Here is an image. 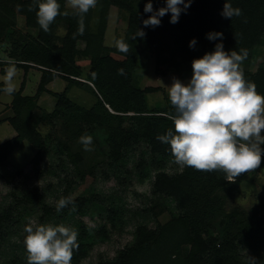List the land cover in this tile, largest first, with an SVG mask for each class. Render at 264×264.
<instances>
[{
	"label": "trees",
	"instance_id": "obj_1",
	"mask_svg": "<svg viewBox=\"0 0 264 264\" xmlns=\"http://www.w3.org/2000/svg\"><path fill=\"white\" fill-rule=\"evenodd\" d=\"M146 2L147 0H98L97 5L83 16L81 33V18L75 10L66 7V0H59V3L61 13L67 12L68 15H58L48 32H44L37 23L33 0H0V43L8 29L18 27V17L23 18L25 29L33 32L18 37L19 40L25 39V44L20 46L18 40V43H13L11 57L15 62L6 64L24 72L33 68L41 72L36 94L33 97L22 96V84L12 94L13 116L0 120V124L7 123L15 132L12 139L0 144V167L22 142H27L36 149L32 162L38 164L45 152L39 126L47 124L55 127L56 123L64 130L63 144L67 159L81 181L93 174L96 164L83 168L82 154L73 151L70 144L95 128L102 129L106 135L107 158L111 165L123 161L126 150L142 142L148 145L151 155L168 157L172 155L169 145L161 143L157 136L173 128L170 114L175 109L169 98H165L163 107L148 109L146 95L156 93L159 89H141L132 84L138 47L150 53L154 50L164 53L168 49L181 62L191 65L193 59L213 51L214 45L221 42L209 41L206 34L220 32L223 34L222 43L226 52L247 50L248 56L243 61L245 63L250 58L251 50L264 38V0H226L233 7L242 10L241 16L231 19L221 15L225 0H191L186 13L180 15L177 23H170V14H166L161 18L160 26L154 29L144 28L142 24V20L150 15L143 12ZM163 4L164 0H153L154 9ZM111 8L118 9L127 17L122 37L128 44L127 52L120 47L109 49L104 46ZM60 28L63 29L62 35L59 34ZM141 28L146 35L143 38L135 37L137 29ZM193 38L197 40V44L194 48H189V41ZM79 40L85 42L83 52L76 48ZM106 51H112L124 60L117 61L104 55ZM81 55L90 60V70L84 81L79 80L81 70L75 64ZM161 63L162 61H158V65ZM120 69H123V74L119 73ZM243 71L246 80L254 82L257 92L264 95V69L259 68L254 73ZM57 79L67 83L60 94L51 92L48 88ZM2 87L0 84V88ZM79 87H86L95 98V104L89 109L74 103L68 97L71 88ZM43 93L51 94L56 99V104L51 113L36 116L32 113L35 101ZM262 159L264 160V156ZM140 166L143 164L139 163L137 168ZM243 181H250L248 172L233 177L222 169L201 171L186 165L174 175L156 173L152 183L153 199L148 211L158 219L166 212L163 202L172 199L179 210L178 215L170 217L164 223L158 222L155 229L137 227L131 246L120 251L114 260L99 261L98 264H250L249 259L239 255V245L242 242H246L248 248L258 251L252 258L256 260V264H263L264 222L260 214L253 217L243 214L239 209L227 213L224 211L227 197H223L221 193H232ZM72 184H67L62 197H69ZM132 193L139 196L141 191L134 188ZM104 201L99 196H93L89 199H76L74 202L81 211L86 204ZM39 203L41 204L40 195L36 189L16 201V205L23 206ZM72 206L73 204L60 212H65ZM12 210L13 207H9L0 213V237L3 236V225L9 220ZM41 210L44 218L57 212L56 207L43 204ZM113 210L108 211L110 217L115 214ZM215 223L221 226L222 234L210 236L208 231ZM104 231L102 227L100 232ZM83 248L79 243L71 264L78 263Z\"/></svg>",
	"mask_w": 264,
	"mask_h": 264
},
{
	"label": "rangeland",
	"instance_id": "obj_2",
	"mask_svg": "<svg viewBox=\"0 0 264 264\" xmlns=\"http://www.w3.org/2000/svg\"><path fill=\"white\" fill-rule=\"evenodd\" d=\"M65 5L68 9L74 10L70 6V0H66ZM17 26L8 29L0 43V63H3L0 65V84L3 86L4 76L8 68L12 67L6 63L15 62L11 57L13 43L18 40L19 45L22 46L25 44V39L19 40L18 37L21 34H33L25 29L22 17H18ZM126 26L127 17H124L118 9L111 8L104 35V46L109 49L119 48V41L124 36ZM59 34H63L62 28L59 29ZM85 47V42L77 41L76 48L79 52H83ZM138 51L132 84L141 89L158 88V92L146 95L148 109H158L164 106L165 98H169L167 87L171 86L173 78L183 83L190 80L191 65L181 62L171 55L168 49L164 53H159L157 50L150 53L138 47ZM104 55H109L117 61L124 60L122 56L112 51H106ZM158 61L162 63L158 65ZM75 64L81 70L79 80L84 81L90 70V60L81 55L76 59ZM242 68L250 73H254L259 68L264 69V38L251 50L250 58L242 64ZM40 78L41 72L37 68L27 72L16 68L13 80L15 91H18L23 84L22 96L33 97L37 92ZM66 87L67 83L60 79L48 86L51 92L57 94L62 93ZM68 97L86 109L95 104V98L86 87L71 88ZM12 101V95L0 92L1 120L13 116ZM35 104L32 113L41 116L42 113L53 111L56 99L51 94L43 93L36 99ZM39 130L44 138L45 152L42 153L38 164L32 162L36 149L27 142H22L0 167V213L13 207L9 220L2 228L0 264H28V253L24 248L23 239L26 235V226H34L35 223L63 224L76 229L79 233L78 243L84 246L83 254L77 264H98L99 261L114 260L120 251L131 246L137 227L145 226L155 229L158 222L164 223L170 217L178 215L179 210L172 199H166L163 202L166 212L160 218L156 219L148 211L153 199L152 183L156 173L164 172L174 175L181 172L184 167L174 159L173 155L168 157L151 155L148 145L142 142L126 150L123 161L111 165L107 158L106 135L102 129L95 128L86 133L93 137L92 144L89 146L91 150H85L79 139L70 144L73 151L82 154L83 168L87 169L96 164L93 174L81 181L67 159L63 144L65 140L63 128L58 123L55 127L41 124ZM261 134L264 135V130ZM14 136V130L7 123L0 124V143ZM139 163L143 166L137 168ZM248 178L250 181H243L232 193H221L223 197H227L224 211L227 213L239 209L243 214L253 217L260 214L264 222L263 159L258 168L248 171ZM70 182L73 184L69 190V197L73 201L99 196L100 199L105 200L106 204L89 203L80 211L74 202L71 209L55 212L52 216L44 218L41 205L55 208ZM134 188L141 191L138 193L139 196L132 193ZM34 189L40 195L41 204L16 205L18 199ZM111 210L115 214L110 217L108 211ZM102 227L105 230L103 233L100 232ZM208 234L221 235V226L215 223L210 227ZM257 253L258 251L248 248L246 242L239 245V255L242 258L249 259Z\"/></svg>",
	"mask_w": 264,
	"mask_h": 264
},
{
	"label": "clouds",
	"instance_id": "obj_3",
	"mask_svg": "<svg viewBox=\"0 0 264 264\" xmlns=\"http://www.w3.org/2000/svg\"><path fill=\"white\" fill-rule=\"evenodd\" d=\"M36 5L37 23L44 32L61 13L59 0H33ZM98 0H70V6L80 16V31L83 32V16L94 8ZM191 0H164L162 7L154 9L153 0H147L143 12L150 14L142 20L144 28L160 26L161 18L170 14L169 22L175 24L186 13ZM221 15L231 19L242 15V10L230 2L223 5ZM146 35L143 28L137 29L135 37ZM133 37V38H135ZM209 41L220 40L214 50L191 62L192 75L187 83L173 78L168 96L174 113L170 114L173 128L157 139L169 145L174 159L186 166L201 171L224 170L233 177L256 169L264 156V95L256 90L254 82L248 81L242 68L247 58L246 49L226 52L222 43L223 34L209 32ZM197 40L189 41L194 48ZM124 52L128 44L119 41ZM123 74V69L119 70ZM14 66L4 76L0 91L11 96L15 92ZM85 150H91L93 137L84 134L79 138ZM74 201L61 197L56 203L60 212ZM74 210V209H73ZM24 245L28 264H71L73 253L79 248L78 231L63 224H39L26 226ZM250 264H256L249 258Z\"/></svg>",
	"mask_w": 264,
	"mask_h": 264
},
{
	"label": "crops",
	"instance_id": "obj_4",
	"mask_svg": "<svg viewBox=\"0 0 264 264\" xmlns=\"http://www.w3.org/2000/svg\"><path fill=\"white\" fill-rule=\"evenodd\" d=\"M1 120V119H0ZM1 144V143H0Z\"/></svg>",
	"mask_w": 264,
	"mask_h": 264
}]
</instances>
